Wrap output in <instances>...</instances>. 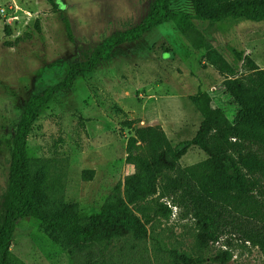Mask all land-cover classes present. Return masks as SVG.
I'll use <instances>...</instances> for the list:
<instances>
[{"label":"rangeland","instance_id":"obj_1","mask_svg":"<svg viewBox=\"0 0 264 264\" xmlns=\"http://www.w3.org/2000/svg\"><path fill=\"white\" fill-rule=\"evenodd\" d=\"M55 1L58 8L47 0H0V228L12 141L28 100L61 81L73 64L86 61L105 40L136 27L155 2ZM169 8L194 14L187 0L171 1ZM37 19L40 32L34 27ZM193 24L194 31L182 33L166 22L117 46L109 60L99 62L40 109L26 140L38 203L46 213L62 206H74L81 215L99 212L112 199L117 183L134 172L132 156L153 163L164 153L176 170L167 171L157 184L170 183L171 195L159 198L160 189L149 200L171 207V217L151 212L145 239L125 236L91 245L73 243L38 219H19L8 264H187L186 259L220 264L211 257L224 251L232 255L227 264H264L262 250L240 237L237 229L245 222L236 216L230 218L231 225L218 229L217 242L200 244L182 195L194 185L209 196L207 155L190 147L180 160L173 157L176 146L198 131L202 117L191 99L204 94L264 164L261 128L226 91L225 77L206 57L210 45L248 87L254 75L248 60L264 69V21ZM129 138L136 141L134 151L127 149Z\"/></svg>","mask_w":264,"mask_h":264},{"label":"trees","instance_id":"obj_2","mask_svg":"<svg viewBox=\"0 0 264 264\" xmlns=\"http://www.w3.org/2000/svg\"><path fill=\"white\" fill-rule=\"evenodd\" d=\"M171 1L174 0H155L148 15L136 27L105 40L86 61L73 64L61 81L31 97L24 106L13 137L9 160L7 193L0 228V264H8L10 241L19 219H38L73 243L91 245L125 236L135 240L145 239L151 212L163 219L171 217V207L158 200L156 204L149 200L160 189L159 198L171 195L170 183L160 187L157 184L158 179L167 171L176 170V164L164 153L153 163L132 156L134 172L126 176L123 182L117 183L112 199L105 202L99 212L84 215L74 206H62L52 214L40 208L32 163L26 155V140L40 109L55 94L70 89L78 77L92 72L99 62L109 60L117 46L134 42L147 31L166 22H172L177 30L188 33L195 29L193 20L210 24L225 20L253 23L264 21V0H187L192 5L193 15L171 10ZM47 2L53 8L59 7L55 0ZM39 23L38 19L34 21L37 32L41 30ZM4 30L9 36V27L5 26ZM206 47L209 64L225 77L224 88L264 134V69L248 60L247 64L254 75L246 87L235 76L234 67L216 49L210 45ZM235 56L241 60V55L235 53ZM191 101L202 120L195 136L176 146L173 157L176 161L180 160L190 147H198L207 155V167L212 178L209 196L203 195L194 185H190L182 195L185 206L190 207L195 219L197 239L202 246L217 242L220 238L218 229L231 225L233 221L230 218L236 216L240 218L238 220L247 223L241 222L242 225L237 229L240 237L257 245L264 255V164L240 140L223 112L210 107L206 95H199ZM132 125V122L128 123L129 127ZM126 146L128 150L134 151L135 139L129 138ZM254 192L258 197L253 195ZM247 205H252V208ZM231 257L230 252L224 251L211 257V260L227 264ZM203 262V259L185 260L187 264Z\"/></svg>","mask_w":264,"mask_h":264},{"label":"built area","instance_id":"obj_3","mask_svg":"<svg viewBox=\"0 0 264 264\" xmlns=\"http://www.w3.org/2000/svg\"><path fill=\"white\" fill-rule=\"evenodd\" d=\"M0 12H1V13H4V10H3V9H1V10H0Z\"/></svg>","mask_w":264,"mask_h":264}]
</instances>
